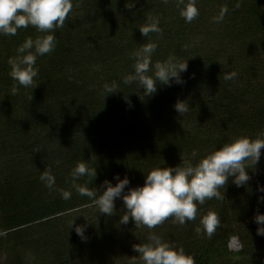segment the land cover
<instances>
[{"label":"trees","instance_id":"16d2710c","mask_svg":"<svg viewBox=\"0 0 264 264\" xmlns=\"http://www.w3.org/2000/svg\"><path fill=\"white\" fill-rule=\"evenodd\" d=\"M237 2L197 0L199 16L186 23L179 0H139L132 10L126 0H73L55 30V51L38 58L34 86L17 95L10 94L8 59L41 34L29 27L0 35V264H132L139 255L133 245L147 243L151 232L183 247L195 264H264V236L254 222L257 211L264 214V150L246 185L230 178L220 189L225 198L198 205L185 225L171 217L154 229L131 219L121 224L122 199L113 216L102 215L71 187L70 173L83 160L97 178H81V185L99 190L119 174L137 187L153 168L181 165L182 155L195 163L231 138L264 131V0ZM223 7L224 21L214 22ZM148 16L159 18L162 31L146 38L139 27ZM149 42L158 45L153 63L175 54L188 70L183 84H158L144 96L138 82L127 85L123 77L134 71L132 53ZM230 71L237 77L224 80ZM112 82L117 93L107 96L103 85ZM178 101L190 106L184 117ZM47 167L71 199L41 183ZM208 211L220 219L211 238L195 231ZM85 224L86 242L75 232ZM232 238L240 250L229 247Z\"/></svg>","mask_w":264,"mask_h":264},{"label":"clouds","instance_id":"9594fccd","mask_svg":"<svg viewBox=\"0 0 264 264\" xmlns=\"http://www.w3.org/2000/svg\"><path fill=\"white\" fill-rule=\"evenodd\" d=\"M167 2V0H165ZM238 0L236 7H240ZM139 0H126L125 7L132 10ZM180 16L186 23H191L199 16L197 0H179ZM73 8V0H0V35L16 36L21 29L33 27L41 35L28 36L16 49V54L8 59L10 66L9 76L14 81L11 95H17L21 87H33L35 79L39 76L37 60L55 51L58 41L55 30L62 28ZM228 12L227 7L221 8L219 14L213 18L216 23H221ZM159 18L148 16L143 25L139 27L144 37L149 38L150 33H161ZM156 43L142 44L132 53L133 73L123 77V83L131 85L138 82L143 89L144 96H152L158 91L157 85L171 87L173 83H184L182 73L188 70V61L183 62L175 54L163 61L153 63L152 57L156 52ZM188 45H185V49ZM236 71L224 74V80L230 81L237 77ZM116 83H105L103 93L116 92ZM126 102L130 103L127 100ZM175 110L183 117L189 112L190 106L186 101H178ZM264 150V131L256 134L255 138L240 135L231 138L219 148L211 150L195 163L182 155V164L176 167H155L146 174L143 186L130 187L131 180L128 176L121 179L117 174L115 185L105 180L101 188L90 189L78 181L87 177L88 183L92 178H97L96 168L88 165L87 161L77 162L70 173L71 187L80 196L87 197L91 206L102 215L113 216L115 201L122 199L125 214L121 217V224H128L133 220L137 227L146 226L154 229L164 223L168 218L179 225L193 221L197 218L198 205H204L206 200L213 198L220 200V189L232 183L237 187L247 184L250 180L248 169L250 165H257ZM197 153H192L195 158ZM59 164V161H57ZM46 188L58 191L64 200L72 197V192L56 188V176L51 167L41 172L39 177ZM127 189V191H126ZM264 192V187L259 189ZM264 203V196L260 199ZM254 222L258 225L257 235L264 236V214H257ZM220 224V219L215 211H208L200 219L201 227L196 228V233L206 234L209 238L215 233ZM74 223L72 224V228ZM88 224L75 226L76 234L87 241L85 235ZM133 251L138 257L131 258L132 264H195V258L186 253L183 247L167 242L156 232H151L147 243L133 245Z\"/></svg>","mask_w":264,"mask_h":264},{"label":"rangeland","instance_id":"374dc122","mask_svg":"<svg viewBox=\"0 0 264 264\" xmlns=\"http://www.w3.org/2000/svg\"><path fill=\"white\" fill-rule=\"evenodd\" d=\"M229 247L234 250V251H238L241 249V245H240V242L237 238H232L230 240V244H229Z\"/></svg>","mask_w":264,"mask_h":264}]
</instances>
